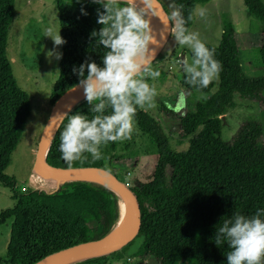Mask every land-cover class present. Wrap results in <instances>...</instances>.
I'll return each mask as SVG.
<instances>
[{
	"label": "trees",
	"instance_id": "obj_1",
	"mask_svg": "<svg viewBox=\"0 0 264 264\" xmlns=\"http://www.w3.org/2000/svg\"><path fill=\"white\" fill-rule=\"evenodd\" d=\"M169 18L172 10L158 0ZM187 20L197 4L208 0H173ZM60 35L66 43L60 46L58 77L48 98L49 106L67 88L78 83L73 67L85 60L102 64L103 46H95L91 32L99 30L97 9L91 0H54ZM247 12L261 22L257 47L262 75L248 77L241 69L233 29L225 23L220 32L215 59L222 65L216 90L209 94L214 82L202 93L206 99L193 108H181L178 121L181 137L192 138L188 148L176 152L169 148L159 123L144 110L137 109L134 124L147 141L148 154L155 157L152 177L129 187L140 208V223L134 238L105 255L71 264H107L120 257L131 246L132 256L153 258L157 264H227V244L214 242L216 227L235 212L251 216L264 208V146L256 140L261 129L255 121L241 125L230 142L220 139V123L232 96L253 98L264 89V4L260 0H243ZM81 7L87 15L81 13ZM14 0H0V185L12 201L10 208L0 212V222L10 218L5 260L8 264H32L62 248L97 239L108 233L120 217V199L111 190L92 181H63L53 190L43 186L21 190L4 174L10 156L24 132L30 115V103L13 78L6 56V34L13 18ZM101 10H103L101 8ZM193 20L187 21L190 28ZM190 58L192 53L190 52ZM178 84L194 91L185 83V74ZM85 98L75 104L68 115L88 114ZM110 111V110H109ZM67 124V115L58 124L45 155L52 167H70L60 152V132ZM133 133L130 140L109 142L101 147L103 159H87L71 166L93 165L115 174L125 159L136 155ZM125 183V182H124ZM126 184V183H125Z\"/></svg>",
	"mask_w": 264,
	"mask_h": 264
},
{
	"label": "rangeland",
	"instance_id": "obj_2",
	"mask_svg": "<svg viewBox=\"0 0 264 264\" xmlns=\"http://www.w3.org/2000/svg\"><path fill=\"white\" fill-rule=\"evenodd\" d=\"M260 1L264 4V0ZM197 7L207 9V18L194 17L189 30L198 33L203 43L217 46L223 24H230L242 72L248 77L262 75L257 54L262 25L247 12L243 0H208L197 4L194 10ZM49 28L59 31L54 0H14L13 18L6 34V56L17 87L28 96L30 115L4 174L11 177L22 191L39 186L30 180L31 166L39 134L50 110L48 98L58 77V60L48 56L49 51L54 48L52 39L45 36ZM56 51L60 52V46ZM190 52L186 46H180L168 31V37L151 65L153 70L160 72V76L147 79L157 92L155 107L142 109L159 123L167 145L176 152L187 150L192 137H181L178 121L174 116L180 113L181 108H193L196 103L204 100L201 96L206 97L195 91H187L178 84V76L183 72L179 70L177 61L187 58L191 62ZM213 82L209 94L216 90L218 79ZM181 93L183 100L180 99ZM250 121L258 123L261 129L256 145L264 146V89L253 98L237 94L232 96V107L227 109L220 123V139L230 142L241 125ZM133 133L136 155L125 159L118 170L129 187L151 179L155 159L148 154L147 141L140 136L135 124ZM55 187L53 185L49 190ZM9 195V191L0 185V212L11 207ZM10 223V218L0 222V264H8L5 260V247ZM135 248V245L131 246L120 257L110 259L107 264H157L151 257L138 259L132 256Z\"/></svg>",
	"mask_w": 264,
	"mask_h": 264
},
{
	"label": "clouds",
	"instance_id": "obj_3",
	"mask_svg": "<svg viewBox=\"0 0 264 264\" xmlns=\"http://www.w3.org/2000/svg\"><path fill=\"white\" fill-rule=\"evenodd\" d=\"M80 2V0H77ZM101 7L97 9V23L93 30L95 46L106 50L102 64L85 60L73 67L78 76L75 88L82 89L88 103V114L76 112L68 115L67 124L60 132L62 159L71 166L91 156L94 161L103 159L101 147L109 142H124L132 138L137 109L155 107L156 89L147 79H156L160 72L153 70L156 38L151 27V18L158 15V0H91ZM168 18L169 35L180 46L191 50V62L187 58L178 60L179 70L185 74V83L196 93L216 79L222 71L221 63L215 59V49H209L199 34L186 27L194 17L207 18V9L197 7L187 20L180 9L172 5ZM101 8L103 10H101ZM81 13L87 12L81 7ZM46 37L53 41L54 48L48 53L56 60L62 53L56 48L66 43L60 32L49 28ZM200 98L206 99L201 96ZM183 100V93L180 95ZM110 110V111H109ZM214 242L218 247L227 244V264H264V208H257L251 216L235 212L216 227Z\"/></svg>",
	"mask_w": 264,
	"mask_h": 264
},
{
	"label": "water",
	"instance_id": "obj_4",
	"mask_svg": "<svg viewBox=\"0 0 264 264\" xmlns=\"http://www.w3.org/2000/svg\"><path fill=\"white\" fill-rule=\"evenodd\" d=\"M160 1L163 3L164 6H166L170 10H173V7H171L172 5L180 9L179 6H177V4L173 0H160ZM157 10L160 11V13L164 16L167 23L169 24L168 18L166 17L165 12L162 9V6L159 1L157 3ZM154 19L155 17L151 18V27L153 29V35L155 34ZM168 31H169V27H168ZM167 37H168V33L166 38L163 40L161 46L158 48L157 50L158 52L160 51ZM76 85L77 83L64 90L50 106L47 119L41 129L38 141L36 143V149L32 161L31 172L37 173L46 181L55 184L63 181L76 180L74 179V177L78 175L92 176L101 180L102 183L92 180H79V181L97 182L99 184H102L109 190H111L113 193H115L120 199V203H119L120 217L117 223L115 224V226L102 237L83 241L62 248L60 250H57L53 253H50L40 258L39 260L35 261L32 264H61L65 259L76 257L101 248L110 247L111 245L117 243L128 234L133 233V237L128 241L130 242L136 235L140 223V208L135 195L130 190V188L115 174L109 172L104 168L93 165L52 167L45 162V155L47 153V150L50 145V141L54 135V132L58 124L65 117V114L68 113V111L75 104H77L78 102L84 99L82 89L75 88ZM71 102H73V104H71V106H69L68 109L64 111V107ZM62 112L64 113L62 114ZM122 198H125L127 204V213L123 217H122V201H121ZM128 242L124 243L123 245L127 244ZM119 247L111 248L102 255L117 250L119 249ZM85 259H89V258H85ZM85 259H81V260H85ZM75 262H71V263H75ZM71 263H65V264H71Z\"/></svg>",
	"mask_w": 264,
	"mask_h": 264
},
{
	"label": "bare ground",
	"instance_id": "obj_5",
	"mask_svg": "<svg viewBox=\"0 0 264 264\" xmlns=\"http://www.w3.org/2000/svg\"><path fill=\"white\" fill-rule=\"evenodd\" d=\"M157 12H158V15L154 19V24H155V34H154V36L156 38V42L157 43H156V45L152 46V47H154L156 49V51L161 46L163 40L166 38L167 33H168V27L166 26L168 23H167L166 19L160 13L159 10H157ZM71 104H73V102L68 103L64 107V111H66L68 109V107L71 106ZM63 113L64 112H62V114ZM74 179H76V180H92V181H97V182H101L102 183L101 180H99V179H97L95 177L86 176V175H78V176H75ZM30 180H31V182H35L37 185L46 187L48 189H51V187L53 185H55V183L47 182L44 178H42L41 176H39L37 173H34V172H32V177H30ZM121 201H122V217H123L127 213V204H126L125 198H122ZM132 237H133V233L128 234L127 236L122 238L117 243L111 245L110 247L101 248V249H98V250H94V251H91V252L76 256V257L65 259L61 264L75 262V261H78V260H81V259H85V258L98 257V256L106 253L111 248H117V247L123 245L124 243L128 242Z\"/></svg>",
	"mask_w": 264,
	"mask_h": 264
}]
</instances>
